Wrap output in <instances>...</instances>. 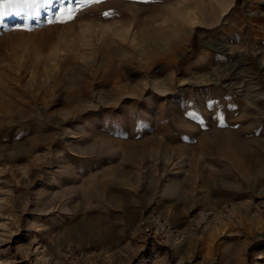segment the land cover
<instances>
[{
	"label": "rangeland",
	"instance_id": "374dc122",
	"mask_svg": "<svg viewBox=\"0 0 264 264\" xmlns=\"http://www.w3.org/2000/svg\"><path fill=\"white\" fill-rule=\"evenodd\" d=\"M67 7L0 0V264H264V0Z\"/></svg>",
	"mask_w": 264,
	"mask_h": 264
},
{
	"label": "snow or ice",
	"instance_id": "6c2138e0",
	"mask_svg": "<svg viewBox=\"0 0 264 264\" xmlns=\"http://www.w3.org/2000/svg\"><path fill=\"white\" fill-rule=\"evenodd\" d=\"M10 5H22L24 9L30 11V13L35 17L39 16L40 12H44L47 14L48 12H52L54 16H59L61 21H70L73 19L71 15V8L67 7L71 3V0H7ZM85 2L91 3L93 0H85ZM56 9L59 11L57 12ZM67 10L68 14H64ZM103 15L107 16L109 13L105 12ZM51 23L52 21H48ZM215 101L209 100L207 102V107L212 108L215 105ZM228 107H233V105L229 104ZM185 115L191 117L194 120H200V117L196 112H187ZM218 119L223 121L224 117L220 115L219 112L216 113ZM202 123V121H201Z\"/></svg>",
	"mask_w": 264,
	"mask_h": 264
},
{
	"label": "bare ground",
	"instance_id": "6f19581e",
	"mask_svg": "<svg viewBox=\"0 0 264 264\" xmlns=\"http://www.w3.org/2000/svg\"><path fill=\"white\" fill-rule=\"evenodd\" d=\"M221 1L224 2V4H225L226 6H228L230 0H221ZM21 22H23L24 24H28V23H29V21H28L27 18H23V20H22Z\"/></svg>",
	"mask_w": 264,
	"mask_h": 264
}]
</instances>
